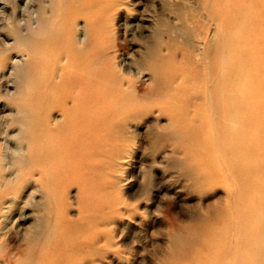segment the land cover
Wrapping results in <instances>:
<instances>
[{
  "label": "bare ground",
  "instance_id": "obj_1",
  "mask_svg": "<svg viewBox=\"0 0 264 264\" xmlns=\"http://www.w3.org/2000/svg\"><path fill=\"white\" fill-rule=\"evenodd\" d=\"M1 1L11 5L6 14L0 6V15L5 14L0 29L8 33L0 36V54L9 50L16 53L6 57V72L0 62V264L103 262L108 250L103 229L70 259L58 252L65 237L74 232L60 226L54 213L57 174L73 163L65 159L68 155H80L84 149L80 159L89 171L102 169L99 158H109L111 181L103 183L104 187L98 183L99 189L104 194L118 189L117 171L125 145L116 143L106 149V142L127 137L129 124L146 108L147 100L137 87L140 79L148 80L143 93L152 96L158 113L167 119L168 137L179 146L185 142L173 122L175 117L188 114L191 121L205 127L212 145L234 157L225 167L233 168V174L242 172L244 166L236 165L251 148L248 124L255 119L263 121L264 111L258 100L263 96L261 64L247 46L248 27L253 26L255 15H248L247 6H241L243 0H201L208 16L205 29L194 21L189 26V14L179 12L175 20L182 40L167 45L166 57L160 52L163 43L157 42L139 63L129 55L121 58L117 42L113 43L111 21L124 4L121 0ZM259 1V16L264 18V0ZM179 4L185 7V3ZM80 19L83 25L79 27ZM225 21L232 25L225 27ZM186 93L190 97L180 98ZM16 98L22 103L9 108L10 100ZM13 124L18 128L11 133ZM259 132V139L263 138L264 131ZM173 154V164L179 166L191 159L189 153ZM93 157L98 161H90ZM222 171L219 163L212 175L221 176ZM242 183L246 185L248 180L244 178ZM229 192L224 207L215 211L207 227L216 231L212 240L217 244L221 241L231 255H235L237 245L248 248L247 257L237 258L239 264H260L264 260V222L253 224L249 218L260 204L252 201V206L234 218L228 214L234 203L230 204L233 193ZM115 203L124 202L117 198ZM27 206L33 207L29 215L32 222L23 227ZM223 218H227L226 227L218 225ZM106 220L101 217L97 227ZM13 226L21 241L14 249L9 245ZM229 226L233 238L227 235ZM180 237L173 234L177 242Z\"/></svg>",
  "mask_w": 264,
  "mask_h": 264
},
{
  "label": "rangeland",
  "instance_id": "obj_2",
  "mask_svg": "<svg viewBox=\"0 0 264 264\" xmlns=\"http://www.w3.org/2000/svg\"><path fill=\"white\" fill-rule=\"evenodd\" d=\"M121 2L124 4L111 21L113 43L117 42L121 58L129 55L137 63L142 60L149 48L156 46L157 42L163 43L160 52L166 57L167 45L182 40L179 24L175 20L179 12L185 11L189 14L188 25L191 27L194 25L192 21L203 24V29L208 23V16L201 0H121ZM241 2V6H247L248 15H255L253 26L248 27L247 46L250 50L253 49L254 59L257 58L261 64L259 73L264 80V18L259 16L260 1ZM179 3H185V7L180 8ZM1 5L4 6L6 14L11 2L4 4L0 0ZM5 14L0 15V21ZM77 24L79 27L83 25L82 19L78 20ZM224 25L229 27L232 22L225 21ZM252 32L254 33L251 34ZM1 35L5 36L8 33L0 29ZM15 53V50H9L3 55L0 54V62L3 61L5 65V72L9 62L7 60L5 64L6 57ZM140 80L137 87L145 101L147 100L146 108L129 124L130 133L127 137L124 136L117 141L109 138L106 142V149L116 143L125 145V152L117 171L115 189H118L113 193H108L107 191H110L108 189L105 194L102 188L99 189L98 183L103 186V183L108 184L111 181L108 173L109 158L106 156L104 159L99 158L102 169L89 171L81 160L84 149H80L82 150L80 155L78 152L75 156L68 155L65 159L73 163L57 174L54 213L60 226H68L74 232V235L69 233L70 236L65 237L66 242L58 248V252L65 253L66 259H70L72 255L82 252L84 242L97 230L103 229L108 250H105L101 264H239L237 258L247 257L248 248L237 245L235 255H231L224 251L221 241H217L219 244L213 242L216 231L207 227L213 222L215 211L224 207L228 194H231L230 189L233 193L230 204L234 203L228 214H232L234 218L238 217L247 206H252V201H257L260 204L258 207L261 208L258 211L252 209L249 218L253 224L264 222V137L259 139V131H264V111L260 112L263 121L255 119V122L248 124L247 128L252 133L249 139L251 153L248 151L236 165L239 168L244 166L241 168L242 172L233 174L234 169L231 168V172L229 166L225 167V163L234 162V157L212 145L211 135L206 132L205 127L194 120L191 121L188 114L184 117H175L173 122L174 129L184 135L185 142L179 146L175 139L168 137L167 119L158 113V106L152 101V96L143 93L142 89L149 82L145 79ZM188 85H192L191 82ZM263 88L264 82L260 92L263 96L258 98L263 103L260 108L264 109ZM188 97L190 95L186 93L180 98ZM21 103L22 100L16 98L10 100L8 106L14 109ZM258 122L261 126L257 124ZM14 125L9 127L11 133L18 128V125ZM12 127L15 129L12 130ZM255 130L257 131L254 132ZM173 152L177 153V156L189 153L191 161L188 159L181 163V166L178 163L173 164L175 161L173 156L176 155ZM95 158L97 157L90 161H94ZM219 163L224 168L223 174L213 176L212 173ZM244 178L248 180L246 185L242 183ZM40 195V193L35 195L34 199H38ZM117 198L124 203L117 205V202L115 203ZM64 202L67 207L64 206ZM31 207L27 206L23 210L25 216L21 221L24 222L21 223L23 227L32 222L29 217L33 211ZM103 216L106 217V222L97 227ZM226 220L227 218H223L218 225L226 227ZM231 228L229 226L230 232L227 235L233 238ZM9 234L14 236L9 244L14 249L21 243L14 226L10 228ZM173 234L180 235L181 241H175ZM222 239L235 244L234 240ZM174 242H177L176 246ZM77 247L79 249L76 251ZM73 250L75 251L72 252ZM260 264H264V260Z\"/></svg>",
  "mask_w": 264,
  "mask_h": 264
}]
</instances>
